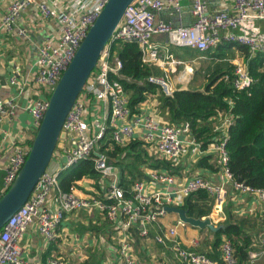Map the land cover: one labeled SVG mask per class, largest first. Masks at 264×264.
<instances>
[{
    "label": "built area",
    "instance_id": "1",
    "mask_svg": "<svg viewBox=\"0 0 264 264\" xmlns=\"http://www.w3.org/2000/svg\"><path fill=\"white\" fill-rule=\"evenodd\" d=\"M107 1L11 0L8 3L1 19V26L7 31L15 30L19 36L27 37V29L17 26L16 22L28 10L40 21L55 25V28L47 31L36 47L32 81L37 89L36 94L39 95L24 104V109L32 119V139L48 107L52 90ZM190 1L193 21L177 26L163 20L155 21L154 14L163 10L178 11L181 0H133L126 7L61 127L65 134H73L72 145L66 151L62 168L69 167L81 159L93 158L104 193L101 198L82 196L75 192L74 186L69 192H63L58 187L59 171L50 170L47 166L28 199L0 229V264H36L23 258L19 246V240L27 225L35 221L42 238L47 243L54 242L57 228L66 214L81 208H96L106 220L119 228L122 233L118 248L120 264H143L132 252L129 230L135 225L139 234L146 236L150 225L159 227L158 220L167 213L166 206H180L184 196L198 190H205L210 197L216 199L215 205L213 204L215 215L210 216L212 222L216 223L223 218L221 206L226 192L225 181H229L234 190L252 196L259 204L260 215L264 217V189L233 180L227 165V128L233 122L230 112H221L212 118V129L216 136L205 149H201V143L192 137L183 124L168 122L156 112L131 113L128 95L118 79L121 77L122 64L117 54L111 50V45L118 42H137L142 62L148 66L155 65L163 71L162 75H152L148 79L160 86L166 95L173 91L170 76L179 73L178 65H183L180 73H190L193 70L192 65L188 63L193 61L186 62L177 58L171 47L205 52L221 42H230L245 45L249 56L264 53V27L259 23L264 21V0H227L224 6L216 10L209 9L208 0ZM156 34L166 36L167 45L163 51L151 42L152 36ZM232 63L233 88H248L252 77L245 65L237 60ZM8 83L16 88L17 93L9 99L0 95V144L6 135L3 123L14 117L18 96L24 91V84L15 76L12 75ZM91 101L105 102L109 108V113L103 116L102 122L96 127L86 116L88 103ZM136 128L142 130V138L148 144L147 150L150 153L172 163L178 162L190 145L198 148L200 152L215 150L223 180L214 183L210 178L199 174L179 180L169 171L151 169L143 179L131 185L130 195L126 196L119 186L118 175L113 172L107 154L98 150V141L107 129H111V139L123 145L132 138ZM29 149V142L11 143L0 198L14 181ZM53 191L57 192L58 203L55 207H49L46 203ZM185 224L178 219L175 225L170 226L164 233L154 235L157 243L164 246L171 244L180 264H240L233 245L227 238H224L219 246V259L210 258L195 250L197 241L194 239L190 241V246H183L175 235L177 227ZM261 246L264 248V238L261 239ZM260 252H250L248 264ZM44 264L64 262L59 257L51 256L46 258ZM156 264L169 262L160 260Z\"/></svg>",
    "mask_w": 264,
    "mask_h": 264
},
{
    "label": "crops",
    "instance_id": "2",
    "mask_svg": "<svg viewBox=\"0 0 264 264\" xmlns=\"http://www.w3.org/2000/svg\"><path fill=\"white\" fill-rule=\"evenodd\" d=\"M10 1L11 0H0V95L3 98L9 99L17 93L16 88L8 83L12 75L24 84L22 87L24 91L18 96L14 117L3 123L6 135L0 144V192H3V175L9 157L11 143L19 141L30 142L32 139V119L30 114L24 109V104L30 98H36L39 95L36 94L37 89L32 81L36 47L42 41L47 31L55 28L53 23L40 21L35 18L31 10H28L22 14L16 22L17 26H24L27 29V37L19 36L15 30H5L1 26V19ZM208 1L210 10L219 9L227 3V0ZM190 9L191 1L181 0L180 9L178 11H158L155 12L154 19L155 21H167L176 26L187 25L193 21ZM151 42L156 44L160 51H163L164 47L167 45L166 36L162 34L153 35ZM180 49L171 47L174 55L176 53L175 51L181 53L182 51ZM188 50L191 51L192 49ZM233 52H235L234 54L236 57L239 56L237 50H233ZM176 57L180 58L178 56ZM180 59L186 62L190 60L184 58ZM182 67V64L178 65V71ZM160 71L161 73L157 76L163 74L161 69ZM173 75L174 74H172L170 78H172ZM172 88L173 90L175 89V87ZM158 94L157 92L154 95L148 96L147 99L140 104V108L141 111L145 113L156 112L166 120L165 115L158 110ZM92 102L93 101L88 103L86 116L87 120L93 122L96 127L98 123L102 122L103 116L109 113V108L108 104L105 102ZM212 118L209 120L211 129L213 123ZM212 132L215 133L213 129ZM142 133L141 129L136 128L130 139H143ZM215 136L216 133L214 137ZM72 137L73 134L71 133L65 134L64 138L56 144L57 146L48 164L50 170L61 171L63 169L62 166L65 162L66 151L72 145ZM203 156L209 157L208 163L212 164L214 169L197 165V161ZM216 158L217 154L215 150L210 149L200 152L198 148L190 145L187 152L179 158L178 162L173 163L175 167V169H173V174L177 176L179 180L199 174L210 178L214 183H219L223 180V177L217 165ZM111 167L113 172L118 175V169L113 165H111ZM161 169L168 171L164 168ZM148 170L151 169L145 167L144 173L146 174ZM95 182L94 179L88 177L77 180L74 186L75 192L82 196H98L103 194L101 178L98 180L100 190H97L95 187ZM224 188L226 192L221 206L223 218L225 216L224 209L228 205L233 215L249 216L252 218H259L258 216H261L259 204L254 201L252 196L234 190L229 181H225ZM57 203V192L53 191L46 205L55 207ZM213 207L209 216L215 215ZM178 219L176 213L167 212L164 216L159 218V227L153 224L149 226V231L146 236H141L138 232V227L134 225L129 230L133 254L139 258L143 264H156L160 260H167L169 264H180L174 255L170 243L164 246L154 240V235L156 233H164L170 226L175 225ZM222 219L214 224H220ZM121 237L122 233L119 228L106 220L99 210L96 208H81L66 214L57 228V237L54 242L47 243L42 238L37 231L36 222L34 221L27 225L23 236L19 240V246L23 258L36 264H44L46 258L51 256L61 258L64 264H120L118 248ZM175 238L183 246H190V241L194 239L197 241L194 246L195 250L203 252L206 255L209 254L217 258L220 257L219 247L216 249L213 247V231L207 227L199 228L186 223L185 226L177 227ZM252 247L254 251L260 248L264 249L261 246V238L258 240L256 239ZM263 251L264 250H261V252ZM263 255L264 253L257 256L250 264H264V259L261 258Z\"/></svg>",
    "mask_w": 264,
    "mask_h": 264
},
{
    "label": "trees",
    "instance_id": "3",
    "mask_svg": "<svg viewBox=\"0 0 264 264\" xmlns=\"http://www.w3.org/2000/svg\"><path fill=\"white\" fill-rule=\"evenodd\" d=\"M111 50L121 60V77L118 79L128 95L131 113H139L140 104L158 92L159 112L165 115L168 122L186 126L192 137L201 143V149H205L214 141L215 135L209 120L221 112H230L233 122L227 128L225 149L232 179L264 189V53L249 56L245 45L230 42H221L205 52L181 48L180 54L175 51L180 58L187 54L207 60L203 68L205 84L202 88L178 87L166 95L160 86L149 81L150 76L159 75L161 71L155 65L148 66L142 62L137 42L113 43ZM233 50H237L252 77L248 88L234 89L232 86L233 64L230 60L236 57ZM29 143L31 145V141ZM147 146L143 139H129L123 145L117 144L111 139V129H107L98 141V150L105 152L110 164L118 169V183L126 196L130 195L131 185L145 177V167L164 168L174 173V164L150 153ZM91 156H94L93 153ZM208 159V156L201 157L197 165L214 169ZM85 177L94 179L95 187L100 190V174L95 170L91 157L59 171L58 187L63 192H69L77 180ZM94 197L101 198L102 194ZM180 207L187 210L190 216L205 217L211 213L213 198L205 190H198L184 196ZM224 215L220 221L222 226L213 231V247L218 248L227 238L240 264H248L250 251H254L252 244L258 234H264V217L233 215L229 205L224 209ZM207 256L219 259L213 255Z\"/></svg>",
    "mask_w": 264,
    "mask_h": 264
},
{
    "label": "water",
    "instance_id": "4",
    "mask_svg": "<svg viewBox=\"0 0 264 264\" xmlns=\"http://www.w3.org/2000/svg\"><path fill=\"white\" fill-rule=\"evenodd\" d=\"M132 1L108 0L106 2L60 76L50 94L48 107L31 141L25 162L12 184L0 198V229L25 203L39 177L47 168L58 139L65 136L61 127L66 114L95 67L101 50L120 22L126 7ZM165 208L167 212L176 213L180 220L192 226L207 227L211 231H216L222 226L215 225L209 215L193 217L180 206L169 205Z\"/></svg>",
    "mask_w": 264,
    "mask_h": 264
},
{
    "label": "rangeland",
    "instance_id": "5",
    "mask_svg": "<svg viewBox=\"0 0 264 264\" xmlns=\"http://www.w3.org/2000/svg\"><path fill=\"white\" fill-rule=\"evenodd\" d=\"M260 25L264 27V21H259ZM41 39V38H40ZM43 40V39H42ZM180 53V52H179ZM184 59L193 61L188 62L192 65L193 70L192 72L188 73H175L172 78L170 79L171 87H191V88H202L205 84V78H204V66L207 64V60L204 57H190L187 54H185ZM237 60L238 62H242V59L237 56L235 58H232L230 61ZM233 64V63H232ZM183 69V68H181ZM181 69L179 71H181ZM196 76V77H195ZM61 139H58L57 144L60 142ZM57 146V145H56ZM216 199H213V204L215 205ZM264 237L263 232L257 235V240L262 239ZM264 250V249H263ZM264 253L260 252L258 256L262 255ZM264 259V255L261 257ZM264 261V260H263Z\"/></svg>",
    "mask_w": 264,
    "mask_h": 264
}]
</instances>
